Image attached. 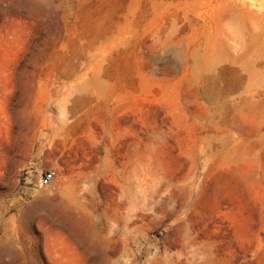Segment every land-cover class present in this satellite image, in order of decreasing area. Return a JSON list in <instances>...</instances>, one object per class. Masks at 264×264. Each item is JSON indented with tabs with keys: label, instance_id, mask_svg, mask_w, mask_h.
I'll use <instances>...</instances> for the list:
<instances>
[{
	"label": "rangeland",
	"instance_id": "rangeland-1",
	"mask_svg": "<svg viewBox=\"0 0 264 264\" xmlns=\"http://www.w3.org/2000/svg\"><path fill=\"white\" fill-rule=\"evenodd\" d=\"M242 1L0 0V264H264Z\"/></svg>",
	"mask_w": 264,
	"mask_h": 264
},
{
	"label": "bare ground",
	"instance_id": "bare-ground-1",
	"mask_svg": "<svg viewBox=\"0 0 264 264\" xmlns=\"http://www.w3.org/2000/svg\"><path fill=\"white\" fill-rule=\"evenodd\" d=\"M227 1L232 3V8L235 9L239 8L241 10V11L239 10L241 17L245 19L248 17V15H251L252 17H257L260 14L261 9L259 10L257 7H254L253 5H248L247 2H244L242 0H227ZM246 28L247 27H245L243 31L246 30ZM247 31L249 33H247V39L243 46L244 51L240 56L237 57L232 56L227 50L222 40L216 42L215 44L216 47L212 49V54L209 57V59L212 58V65L217 62L220 63L221 61H227L228 64L233 63L237 65L234 66L235 67L234 74L236 76L234 78V81L229 82L227 84V87H223V88H220L218 86L219 79L216 76L214 66H212V73L211 75H209V80L211 79L212 81V95L213 97L217 95L218 102L221 96L222 97L224 95L227 96L229 92H235L244 86L248 88L250 91H248V94L246 96L240 97V100H242L240 104H244L248 98L260 96L261 94L262 96H264V40L262 41V39H260L258 33H254V31H252L253 32L252 33L248 29L246 30V32ZM257 43H259L257 45L258 48L255 47ZM221 100L223 101V98Z\"/></svg>",
	"mask_w": 264,
	"mask_h": 264
},
{
	"label": "built area",
	"instance_id": "built-area-1",
	"mask_svg": "<svg viewBox=\"0 0 264 264\" xmlns=\"http://www.w3.org/2000/svg\"><path fill=\"white\" fill-rule=\"evenodd\" d=\"M55 171L51 168L41 171L39 174V178L36 182H34V186H47L54 179ZM32 182V179H29Z\"/></svg>",
	"mask_w": 264,
	"mask_h": 264
}]
</instances>
